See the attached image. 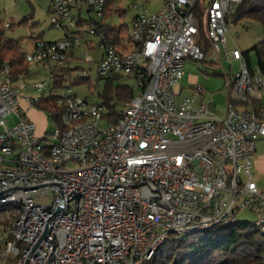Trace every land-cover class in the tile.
<instances>
[{
  "label": "built area",
  "instance_id": "obj_1",
  "mask_svg": "<svg viewBox=\"0 0 264 264\" xmlns=\"http://www.w3.org/2000/svg\"><path fill=\"white\" fill-rule=\"evenodd\" d=\"M48 1L64 36L38 42L26 61L50 74L82 44L74 9L101 18L106 0ZM244 1L164 0L158 12L134 18L127 50L101 35L89 90L98 103L67 87L57 99L61 125L42 137L21 105L27 86L0 63V222L10 223L0 224V264H149L170 234L231 224L245 211L264 236V190L252 172L264 140L255 105L264 99V68L228 47ZM201 24L218 59L239 65L225 75L223 115L203 86L186 97L178 89L187 61H206ZM120 75L135 80L134 97L107 123L100 80ZM79 77L90 78L85 69ZM51 82L32 87L47 91ZM39 101L24 97L31 107Z\"/></svg>",
  "mask_w": 264,
  "mask_h": 264
},
{
  "label": "rangeland",
  "instance_id": "obj_2",
  "mask_svg": "<svg viewBox=\"0 0 264 264\" xmlns=\"http://www.w3.org/2000/svg\"><path fill=\"white\" fill-rule=\"evenodd\" d=\"M48 2V0H0V44L8 40L12 41L10 45H7L9 48H3L0 51V56L3 63H7L11 67L13 82L22 83L27 86L25 91L22 92L21 105L24 108H26L24 97L41 98L44 94H49L48 90L39 91L32 86L41 84L50 78L49 71L42 65L28 63L26 61V55L35 52L38 42L56 40L63 35L64 31L52 25L50 10H48L50 2ZM252 2V8L254 10L264 13V0H252ZM163 6L164 0H114L110 4L108 3L103 18H98L93 13L91 16L95 20H101L103 23L122 29V37H124L123 44L126 47H118L121 51L122 48L126 49L131 43L130 37L134 17L143 11H147L150 14L156 13ZM82 13L84 19H88L91 12L89 11L87 13L84 7ZM78 20L80 21L79 18ZM235 21L236 17L229 31L228 47L232 48L233 43H235L242 52L249 51L252 65H257L258 56L252 48L257 46L263 50L264 28L255 19L243 18L240 21ZM79 28L80 30L77 33L82 39V44L76 47L70 54L69 61L64 66H70L71 68L78 67L79 69L77 68L71 71V80H83L88 82V84L73 86L67 81L66 85L67 87L75 88L76 93L81 97L89 96L90 102L96 104L98 103V99L92 98L89 90L97 80L98 61L101 54L98 47L100 37L96 34L91 35L89 33L93 27L89 28L85 24L86 31L81 27ZM198 43L203 50H206L207 63L188 60L185 66L186 78L178 85V89L182 88V97H186L191 94V87L196 85L203 86L207 91V98H214L217 113L223 115L227 107L225 75L227 73L229 74L231 68L232 73H237L239 65L238 63H234L231 67V63L224 58L220 61L216 53L212 51L203 32L198 34ZM19 53L23 54V59L20 62L16 61ZM90 56L93 57L94 62L88 63L85 59ZM82 69L88 71L90 78L81 79L79 77ZM120 83H125L132 90L136 86L135 80L126 76ZM100 86L103 90L105 89L106 79L100 80ZM67 87L53 92L59 98ZM125 106L119 104L117 109L121 112L125 109ZM26 111L28 116L35 122L36 133L39 136H45V132H51L53 130L54 123L51 112L45 113V118L39 112L34 113L32 108H27ZM15 121L16 119L14 117H8L7 119L10 125H13ZM255 219V215L250 211L243 212L238 218L240 221H248L250 223H254ZM10 239L13 240V237L11 236Z\"/></svg>",
  "mask_w": 264,
  "mask_h": 264
},
{
  "label": "trees",
  "instance_id": "obj_3",
  "mask_svg": "<svg viewBox=\"0 0 264 264\" xmlns=\"http://www.w3.org/2000/svg\"><path fill=\"white\" fill-rule=\"evenodd\" d=\"M113 1L106 0L105 8L108 3L110 4ZM252 6V0H245L238 8L235 22L243 18L255 19L264 28V13L254 10ZM104 14L105 9L103 16ZM83 22L89 28L93 27L98 37L102 35L105 39L113 41L115 46L126 47L123 44L124 37H122L121 28L92 18L78 21V26L82 27ZM200 32L205 34L202 24L200 25ZM10 42L12 41L8 40L0 44V51L3 48H9L7 45H10ZM127 48L123 50H127ZM252 50L257 53V64L264 68V43L263 50L257 46L253 47ZM204 51L206 52V50ZM243 53L252 65L249 51ZM22 59L23 54L19 53L16 61L20 62ZM202 62L205 63L206 61ZM0 63H3L1 56ZM77 68H71L70 66L52 67L50 71L52 82L48 88L49 94H44L34 107L46 114L51 112L54 126L61 125L62 109L57 106L58 95L54 94L53 91L67 87V81L73 86L88 84L83 80H71L70 73ZM123 79L124 77L121 75L106 79L102 100L107 109L105 114V122L107 123L118 121L121 116L120 111L117 109L118 105L123 104L125 106L134 97L133 90L125 83H120ZM255 105L258 112H260L261 104L258 102ZM0 224L4 225L5 230L10 227V223L7 221L0 222ZM13 263L14 260L8 262V264ZM149 264H264V236L260 234L254 223L240 220L231 224L217 225L203 231H195L187 236L172 233Z\"/></svg>",
  "mask_w": 264,
  "mask_h": 264
},
{
  "label": "crops",
  "instance_id": "obj_4",
  "mask_svg": "<svg viewBox=\"0 0 264 264\" xmlns=\"http://www.w3.org/2000/svg\"><path fill=\"white\" fill-rule=\"evenodd\" d=\"M49 3V2H48ZM83 9H84V7H78V8H76V9H74V11H73V14L75 15V16H77L80 20H88L89 18H92V16H91V14L92 13H90V17L88 18V19H84V17H83ZM48 10H50V4H49V7H48ZM86 11H87V13H89V11L86 9ZM137 16V15H136ZM135 16V17H136ZM134 17V18H135ZM92 19H94V18H92ZM133 21H134V19H133ZM85 22H83V26L81 27V28H83L84 30H85ZM57 28V27H56ZM59 29H61V28H59ZM62 31H63V29H62ZM86 31V30H85ZM64 36V31H63V35L60 37V38H58V39H56V40H52V41H45V42H54V41H57V40H59V39H61L62 37ZM86 41H88V40H86ZM130 46V45H129ZM128 46V47H129ZM74 59H75V57H74ZM225 59V58H224ZM72 62V61H71ZM186 78V74H185V77L183 78V80ZM182 80V81H183ZM181 81V82H182ZM181 84V83H180ZM179 84V85H180ZM196 86H198V85H196ZM196 86H193V87H191L190 89H191V91L193 92V90H194V88L196 87ZM201 86V85H200ZM181 92L183 93V89L181 88ZM192 92H191V94H192ZM26 103V102H25ZM32 108V110H34V113H36V112H39V113H41V115L42 116H44L45 118H46V115H45V113H43V112H40V111H38V110H36L34 107H31L30 105H28L27 103H26V108H24V107H22L25 111H26V109L28 108V109H30V108ZM239 108H245V106H243V105H239ZM27 112V111H26ZM259 115H261L262 117H264V99H263V101L261 102V109H260V112H259ZM31 120H32V118H30ZM33 121V120H32ZM252 172H253V175H254V178H255V181H256V183H257V185L259 186V188L261 189V190H264V140H261V141H259V143H258V145H257V150H256V155H255V158H254V164H253V169H252ZM258 179V180H257ZM259 181V182H258Z\"/></svg>",
  "mask_w": 264,
  "mask_h": 264
}]
</instances>
